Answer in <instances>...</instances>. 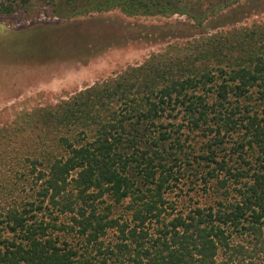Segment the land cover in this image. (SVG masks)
<instances>
[{"label": "trees", "instance_id": "16d2710c", "mask_svg": "<svg viewBox=\"0 0 264 264\" xmlns=\"http://www.w3.org/2000/svg\"><path fill=\"white\" fill-rule=\"evenodd\" d=\"M241 1L0 0V13L201 25ZM38 112L0 132V264H227L234 241L262 237L264 24L199 37Z\"/></svg>", "mask_w": 264, "mask_h": 264}, {"label": "rangeland", "instance_id": "374dc122", "mask_svg": "<svg viewBox=\"0 0 264 264\" xmlns=\"http://www.w3.org/2000/svg\"><path fill=\"white\" fill-rule=\"evenodd\" d=\"M264 24V0H242L201 25L185 16H126L118 9L59 18L48 6L0 13V132L28 125L76 93L150 57L187 49L199 37ZM41 112V111H40ZM234 241L227 264H264V227ZM254 238V239H253Z\"/></svg>", "mask_w": 264, "mask_h": 264}]
</instances>
